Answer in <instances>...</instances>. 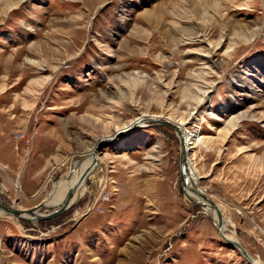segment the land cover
Here are the masks:
<instances>
[{"label": "rangeland", "instance_id": "rangeland-1", "mask_svg": "<svg viewBox=\"0 0 264 264\" xmlns=\"http://www.w3.org/2000/svg\"><path fill=\"white\" fill-rule=\"evenodd\" d=\"M152 115L264 264V0H0V202L102 166L55 217L0 215V264H252L182 189L177 132L124 127Z\"/></svg>", "mask_w": 264, "mask_h": 264}, {"label": "water", "instance_id": "water-1", "mask_svg": "<svg viewBox=\"0 0 264 264\" xmlns=\"http://www.w3.org/2000/svg\"><path fill=\"white\" fill-rule=\"evenodd\" d=\"M152 119L157 122L166 124L170 127H172L178 134L180 139V183L181 187L184 190V192L196 200L197 203H199L206 211L211 214L213 221L220 233V235L224 238V240L233 245L236 249L240 251V253L252 264H261L256 260V257L245 247V245L241 242V240L236 236L231 237L229 236L226 231V224H225V217L223 216V211L221 210V207L213 199L208 193L204 192L197 184V182H193L192 175H191V168L189 164V157L187 155V142L185 138V132L183 131V128L180 124L169 120L167 118H158L157 116L152 117H145L144 119ZM140 122H135L133 126L139 124ZM131 126V127H133ZM112 137L103 138L102 140H111ZM99 146H97V149ZM96 155V154H94ZM89 168H86V170L81 174L80 178L75 182L71 188L68 190L67 195L65 198L61 201V203L53 206L47 204V201H39L38 203L34 204L31 207L28 208H22L15 206L14 204H4L0 202V211L10 214L14 217L21 218L23 220L34 222L40 219L45 218H52L59 214H61L64 210L69 208L72 204L70 203L72 200V196L76 190L77 185L80 183L81 179L83 177H86L87 172ZM191 183H193L194 187H192ZM191 190L195 196L199 197L196 199L193 197V194L189 192ZM209 203V204H208ZM209 205L212 206L215 210V214L210 213ZM216 215V216H215ZM258 259V258H257Z\"/></svg>", "mask_w": 264, "mask_h": 264}, {"label": "bare ground", "instance_id": "bare-ground-1", "mask_svg": "<svg viewBox=\"0 0 264 264\" xmlns=\"http://www.w3.org/2000/svg\"><path fill=\"white\" fill-rule=\"evenodd\" d=\"M152 116H157V115H152ZM152 116H150V117H152ZM243 117H245V116L237 117V118H235V121L238 122L241 119H243ZM168 119L174 121L172 118H168ZM141 120H143V117L133 120L128 125H124V127H128L129 125H131V124H133V123H135L137 121H141ZM174 122H176V123H178V124H180L182 126L183 131L185 132V138H186V142H187V145H188L187 149L188 148L190 149V145L193 144V139H194L193 138V133L189 132V130L185 127V125H186L185 120H179V121H174ZM100 140L101 139H99V141ZM188 150H187V155L189 157V160H191L192 158H191V156H189ZM94 154H96V155H94ZM86 156H88V158L86 160L80 161L78 163L77 162L76 163L73 162L71 164V174H70L69 178L67 180H65L63 182H60V183H57L55 185L54 190H53V194L51 195V197H49L51 199V201L49 200L51 203L47 202V204L55 206V205L61 203V201L67 195V192L71 188V186L75 182H77V180L80 178L81 174L86 170V168H89L86 177H83L81 179L80 183L77 185L76 190H75V192H74V194L72 196V200H71L70 203L71 204L75 203L80 197L83 196V194H85L87 192V188H88V186H87V177H88V175L91 173V171L93 169L95 170V168H97V169L99 168V170H100L102 166H101V163H100L101 160L99 159V152H98L97 148H95V147L91 148L88 151V153L86 154ZM189 164H190V162H189ZM190 168H191V173H193L194 171H192L191 164H190ZM193 174H195V173H193ZM191 184H192L191 186L194 187L193 183H191ZM18 187L19 186H17V188ZM189 192L194 194L191 190H189ZM209 210H210V213L215 214L214 208H212V206H210V205H209ZM5 214H7V213H4V212L0 211V215H5ZM8 215H10V214H8ZM227 234L229 236H231V237H234V235H232V234H229V233H227ZM259 263H261V262H259ZM261 264H263V263H261Z\"/></svg>", "mask_w": 264, "mask_h": 264}, {"label": "built area", "instance_id": "built-area-1", "mask_svg": "<svg viewBox=\"0 0 264 264\" xmlns=\"http://www.w3.org/2000/svg\"><path fill=\"white\" fill-rule=\"evenodd\" d=\"M201 189H202V188H201ZM203 191L206 192L205 189H204ZM206 193H207V192H206Z\"/></svg>", "mask_w": 264, "mask_h": 264}]
</instances>
